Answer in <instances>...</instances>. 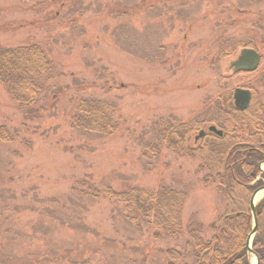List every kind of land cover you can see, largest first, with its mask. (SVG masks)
<instances>
[{"label":"rangeland","instance_id":"rangeland-1","mask_svg":"<svg viewBox=\"0 0 264 264\" xmlns=\"http://www.w3.org/2000/svg\"><path fill=\"white\" fill-rule=\"evenodd\" d=\"M245 40L262 63L234 75L229 63ZM29 43L47 51L56 75L32 107H18L0 84V125L12 137L0 142V264H152L175 245L130 224L106 197L73 189L84 179L117 190L181 185L183 223L215 219L223 199L201 184L197 162L161 146L145 166L141 141L164 122L207 118L236 87L251 84L264 103V1L0 0V47ZM223 47L232 56H221ZM83 97L117 105L114 135L72 126Z\"/></svg>","mask_w":264,"mask_h":264},{"label":"trees","instance_id":"trees-1","mask_svg":"<svg viewBox=\"0 0 264 264\" xmlns=\"http://www.w3.org/2000/svg\"><path fill=\"white\" fill-rule=\"evenodd\" d=\"M36 6L44 0H17ZM263 2L264 0H247ZM241 47H254L251 41H239ZM221 49V56L232 53ZM56 64L36 43L0 47V84L20 108L36 106L50 88ZM227 94L221 95L211 115L183 123L164 122L156 126L153 139L142 140L141 157L151 166L161 146L175 156L197 162L195 175L204 186H214L223 199L222 210L208 225L196 219L182 221L188 196L187 187L161 183L153 189L140 186L115 189L103 183L101 188L81 180L73 189L96 199L106 197L122 206L127 221L144 225L154 240L166 239L175 245L160 249L161 258L152 264H250L246 248L253 227L249 203L252 194L264 183L260 163L264 162V104L254 102L245 111L236 110ZM117 105L105 99L83 97L77 100L72 126L105 137L114 135L122 125ZM214 124L223 132L197 134ZM11 134L0 125V142H9ZM255 149V151L253 150ZM256 232L251 251L258 264H264V197L255 206Z\"/></svg>","mask_w":264,"mask_h":264},{"label":"flooded vegetation","instance_id":"flooded-vegetation-1","mask_svg":"<svg viewBox=\"0 0 264 264\" xmlns=\"http://www.w3.org/2000/svg\"><path fill=\"white\" fill-rule=\"evenodd\" d=\"M244 48H250V49H254L253 47H241L239 48V53L242 49ZM255 50V49H254ZM256 51V50H255ZM257 52V51H256ZM238 53V55H239ZM258 53V52H257ZM233 52L228 55V56H232ZM259 54V53H258ZM238 55L236 57H234L230 63L232 61H234L235 59H237ZM260 55V54H259ZM229 63V68H230V71L234 74V75H248V74H252V73H255L261 63H262V57L260 55V61L258 63V66L257 68L254 70V71H251V72H248V71H243V70H235L233 66H231V64ZM262 82H264V77L263 79H261ZM223 94H227V96L229 97V102L230 104H232V106L238 110V111H245L246 109H248L251 104L254 102V100L256 102L261 103V104H264L260 98H259V94L256 92L255 88L251 85V84H248V85H243V86H240V87H236L234 88L232 91H229V92H224L222 93L221 95ZM244 94H246V97L244 98ZM221 95L217 98V101L219 100V98L221 97ZM243 101H246V106H244L243 108V104H241V102ZM217 101H215V103L213 104V109L215 110L216 108V105H217ZM209 131H211L214 135L216 136H222L223 132L221 131L220 128H218L216 125L214 124H211L209 125V128H208ZM201 133V132H199ZM198 137H201L200 134L198 135ZM255 151V149H253Z\"/></svg>","mask_w":264,"mask_h":264},{"label":"water","instance_id":"water-1","mask_svg":"<svg viewBox=\"0 0 264 264\" xmlns=\"http://www.w3.org/2000/svg\"><path fill=\"white\" fill-rule=\"evenodd\" d=\"M259 61H260V55L255 50L250 49V48H244L240 51L237 59L232 61L230 64L231 66L234 67L235 70H243V71L251 72L257 68ZM245 97H246V94H244V98ZM241 104H243L242 106L244 108V106H246V101L242 100ZM259 190L260 188L254 191V193L251 196L250 203H249V209H250V212L252 214V219H253V227H252L250 235L248 236L247 243H246V248L249 253H252L250 245H251L252 237L256 232V216H255L256 202H255V199H256V195ZM252 254L255 259L253 264H258V258L256 254L254 253Z\"/></svg>","mask_w":264,"mask_h":264},{"label":"bare ground","instance_id":"bare-ground-1","mask_svg":"<svg viewBox=\"0 0 264 264\" xmlns=\"http://www.w3.org/2000/svg\"><path fill=\"white\" fill-rule=\"evenodd\" d=\"M262 196V194L260 193V194H258L257 196H256V199H255V201H257V199L258 198H260Z\"/></svg>","mask_w":264,"mask_h":264}]
</instances>
